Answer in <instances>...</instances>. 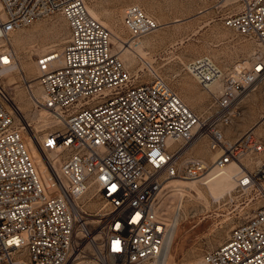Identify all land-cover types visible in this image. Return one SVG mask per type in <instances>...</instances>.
<instances>
[{"label":"built area","instance_id":"obj_1","mask_svg":"<svg viewBox=\"0 0 264 264\" xmlns=\"http://www.w3.org/2000/svg\"><path fill=\"white\" fill-rule=\"evenodd\" d=\"M89 1L0 0V264H160L169 182L199 180L232 163L242 166L233 197L260 205L201 264H264V143L255 134L263 122L233 142L223 131L264 81V0H234L224 19L256 44L248 67L225 72L208 56L183 65L210 97L206 117L153 67L141 83L114 50L112 32L90 14ZM53 14L67 22L66 45L37 58L34 79L21 78L26 89L35 82L41 91L29 93L34 107L58 122L36 138L34 155L3 79L17 65L12 37ZM122 25L133 43L160 27L136 4L123 9ZM198 135L208 137L215 159L178 164Z\"/></svg>","mask_w":264,"mask_h":264},{"label":"rangeland","instance_id":"obj_2","mask_svg":"<svg viewBox=\"0 0 264 264\" xmlns=\"http://www.w3.org/2000/svg\"><path fill=\"white\" fill-rule=\"evenodd\" d=\"M221 0H90L89 8L96 12L101 21L113 35V48L121 56L131 73L138 71L139 81L150 79V67L158 70L169 85L179 94L187 106L198 115L208 116L210 97L196 80L184 70V64L208 56L223 71L228 72L237 64L249 66L256 44L227 28L224 19L237 4ZM141 6L155 18L160 27L154 33L133 43L130 34L122 25L123 9L128 5ZM69 36L66 20L60 14H53L37 20L33 25L18 31L11 40L16 54L17 65L23 69L28 79L37 74L36 60L52 51L60 53ZM127 42L126 45L123 43ZM132 43V48L128 44ZM20 71H14L4 77L5 85L11 96L21 108L31 127H25L28 139L29 131L37 138L57 128V119L42 109L35 108L29 99L27 89L21 83ZM33 90L37 95L41 91L35 82ZM37 110V111H35ZM53 119L46 127L38 119ZM255 134L264 143V81L242 102V116L230 126L224 127L225 138L235 141L251 127L259 124ZM31 151L37 155L33 149ZM195 157L212 163V152L208 137L199 139L178 161L182 164L186 158ZM264 160V154L261 156ZM249 159L243 160L245 165ZM200 190L184 195L169 192L163 204V211L169 222L174 225L172 241L169 245L165 264H201L205 252L223 244L231 229L252 215L260 205L258 200L249 205L246 197L234 198V188L219 199H214L198 180H185ZM104 203H100L102 207ZM172 227V228H173Z\"/></svg>","mask_w":264,"mask_h":264},{"label":"bare ground","instance_id":"obj_3","mask_svg":"<svg viewBox=\"0 0 264 264\" xmlns=\"http://www.w3.org/2000/svg\"><path fill=\"white\" fill-rule=\"evenodd\" d=\"M228 1H232V0H223L221 4L224 5ZM232 3H234V2H232ZM88 10H89V12H90V14L92 16H94L96 19L99 20L98 15L96 14V12L93 11L91 8H89V6H88ZM228 15H229V13L226 15V17ZM112 40H113V37H112ZM123 44L126 45L127 42H124ZM132 45H133L132 43L128 44V47L132 48ZM55 52H57V51H55ZM247 63H248V61H246L244 64H247ZM244 64H242V66H244ZM14 71H20V73H22L20 78L25 76L23 74V69L20 68L18 65H16L14 70H12L11 72H8L7 75H10ZM261 83H263V82L258 83L257 87H259L261 85ZM14 84H16V81L10 82L9 85H6V86H11V85H14ZM217 88L218 87L216 85L211 87L212 90H216ZM254 90H256V89H254ZM254 90L249 91V94L252 91H254ZM27 91H28V96H29V93L30 94L31 93H35V90H33L32 82H31V87H28ZM35 94L37 95V93H35ZM12 103H13V105L15 107V110L17 112V116H18L19 120L24 122V124L26 125L27 128L31 127L30 123L27 121V119L23 115V112H22L21 108L15 102L14 96H12ZM42 109H44V111L46 113H48L49 115L51 114L50 111H48L47 109H45V108H42ZM35 111H37V110H35ZM38 123H39V125L44 123L45 126L48 127V126H50L53 123V119L50 116H49V119H47V120H43V117H40L38 119ZM56 123H58V122L56 121ZM28 131H29L28 132L29 136H28L27 140H28L30 149L32 148L33 151L37 154L36 148H35V146L37 145V140H36L37 137L34 134H31V129H28ZM201 138H203V136L202 135H198L196 137L195 141L193 142V144L190 145L187 148V151ZM214 159H215V156L212 155V160H214ZM241 168H242L241 164L232 163V164L228 165L224 169L209 171L207 174H205V176L200 178L198 181H200L201 184L205 186L206 190H208V192L212 195V197L214 199H219L224 194L230 192L235 187V178L234 177H235V174L237 173V171H239ZM168 190H169V192L181 193L182 195H184V194H186V193H188L190 191H197L198 193H200V190L198 188H196L193 185V183L186 182L184 179H178V178L177 179H173V180H171L169 182ZM175 218H178V217L175 216L174 219ZM173 220L170 222V226H169L170 227L169 228V237H168V241H167V247H166V251H165V256H164V258H163V260L161 261L160 264H165V262H166V255H167V252H168L169 245H170V243L172 241L173 231L175 230V228L178 225V222H177L174 225V227H173V225H172Z\"/></svg>","mask_w":264,"mask_h":264}]
</instances>
